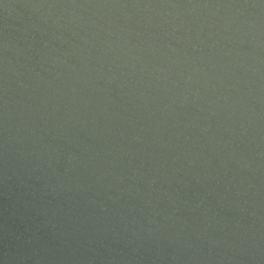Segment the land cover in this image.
<instances>
[{
  "label": "water",
  "instance_id": "95a60500",
  "mask_svg": "<svg viewBox=\"0 0 264 264\" xmlns=\"http://www.w3.org/2000/svg\"><path fill=\"white\" fill-rule=\"evenodd\" d=\"M0 264H264V0H0Z\"/></svg>",
  "mask_w": 264,
  "mask_h": 264
}]
</instances>
